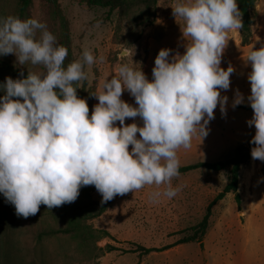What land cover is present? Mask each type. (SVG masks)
Returning a JSON list of instances; mask_svg holds the SVG:
<instances>
[{"label":"clouds","instance_id":"9594fccd","mask_svg":"<svg viewBox=\"0 0 264 264\" xmlns=\"http://www.w3.org/2000/svg\"><path fill=\"white\" fill-rule=\"evenodd\" d=\"M184 52L162 48L155 57L152 79L142 68L115 65L90 96L98 101L91 114L77 89L87 81V68L97 62L89 48L65 66L68 49L59 44L45 22L36 17H0V56L14 55L28 67L26 77L0 83V193L18 217L71 204L80 189L94 186L101 203L145 186L165 185L172 198L180 175L179 149L209 133L219 106L227 115L235 68L221 67L226 34L243 27L237 0H174L170 6ZM256 43L260 47L256 48ZM101 62L103 57H100ZM250 94L237 88L231 107L247 104L255 128L249 143L253 160L264 162V41L255 37L243 58ZM134 63V61H133ZM109 77H111L109 79ZM127 91L135 104L122 99ZM132 123H126V120Z\"/></svg>","mask_w":264,"mask_h":264},{"label":"rangeland","instance_id":"374dc122","mask_svg":"<svg viewBox=\"0 0 264 264\" xmlns=\"http://www.w3.org/2000/svg\"><path fill=\"white\" fill-rule=\"evenodd\" d=\"M173 2L159 3L154 23L148 27L139 24V11L119 21L116 11L108 15L106 9L88 8L71 0H33L27 15L22 17L18 12V0H0V17H36L45 22L58 43L68 49L65 66L80 59L84 48L91 49L97 62L86 69L88 80L82 82L77 91L85 86L86 92H94L97 83L114 73L118 62L141 67L142 70L148 67L145 74L151 80L154 60L160 49L184 52L178 24L182 22L178 20L177 23L172 15L170 6ZM255 9L257 18L252 26L250 46L242 47L238 29L231 30L222 56L221 64L225 62V65L221 67L226 69L231 63L235 68L230 77V90L221 91V95L229 98L227 115L222 117L217 107L215 119L208 125V135L202 141L194 137L190 148L178 150L180 166L231 159L236 149L246 146L255 133V128L246 123L253 112L231 107L235 88L240 87L243 58L251 49L255 37L264 41V0H257ZM259 47L260 44L256 43V48ZM100 57H103L102 62ZM10 66L20 74H28V68L40 70L31 65L28 68L18 65L14 55L0 56V83L5 77H12ZM0 95L3 93L0 92ZM94 99L92 96L87 98L90 114L92 107L98 103ZM122 99L135 104L127 91ZM132 122L126 120V123ZM257 163L261 161L253 160L250 154L249 162L241 167L239 182L245 179L243 169L254 168ZM228 171L229 168L220 172L197 169L179 175L172 180L173 188L178 189L177 195L172 198L163 195L153 197L154 192H163L165 185L145 186L134 193L118 195L112 199L108 209L93 220L86 219L89 209L85 205L89 201H100L102 197L97 191L85 190L87 186L80 189L75 202L52 209L41 205L39 212L27 219L18 217L15 207L0 193V264H214L207 257L204 246L197 242L148 255H140L134 250L137 246L162 248L191 235L192 228L204 216L207 205L226 185ZM241 183L244 184L243 181ZM71 209H74L73 215ZM241 211L242 208L238 210L236 207L233 196L227 194L212 207L209 226L202 241L215 227L234 226L235 231L243 216ZM70 215L77 226L73 232L40 236L43 231L68 226Z\"/></svg>","mask_w":264,"mask_h":264},{"label":"trees","instance_id":"16d2710c","mask_svg":"<svg viewBox=\"0 0 264 264\" xmlns=\"http://www.w3.org/2000/svg\"><path fill=\"white\" fill-rule=\"evenodd\" d=\"M33 0H18V12L19 15L25 16L32 4ZM73 2L84 4L88 8H99V9H106L108 11V15L117 12L118 20L121 21L124 18L128 17L131 13L135 11H139V24L143 27L151 26L154 23L155 16H156V8L157 5L161 2H169L172 0H71ZM256 2L257 0H237L238 8L241 13V22L243 27L238 29L240 34V45L247 46L251 43L252 39V26L256 21L257 13H256ZM12 71V78H22L21 74L15 69L13 66H10ZM27 74H23V77H26ZM77 91V94L80 98H91L90 93L86 92L84 89ZM88 101V100H87ZM88 103V102H87ZM89 105V103H88ZM91 107L89 106V109ZM236 108L252 111L249 105H240ZM251 140V139H250ZM249 140V141H250ZM246 144V146H240L236 149L235 156L231 159L225 161H219L215 163H205V162H198L196 164H191L187 166H180L179 172L180 175H184L190 173L197 169H206L214 172H220L227 168L228 171V178L227 183L222 189L221 192L217 193V195L212 199V201L207 205L206 211L204 216L202 217L201 221L192 228L193 233L185 238L177 240L172 245H167L162 248H145L143 246H137L134 252L139 253L140 255H148L155 252L165 251L174 246L185 244L189 242H202V237L206 234V231L209 226V219L212 213V207L219 201H221L226 194L232 193L234 194V202L240 210V196L237 193L238 185H239V177H240V170L241 167L247 164L250 160L251 148L253 145L250 143ZM245 149H249V152H245ZM85 190L89 191H97L94 186H87L84 188ZM112 200L101 203L100 201H89L86 203L85 207L89 209V212L86 216L87 220H93L100 217L109 207ZM73 215L74 209H71ZM68 216V226L61 229H51L48 231L41 232L40 236H47V235H56V234H68L73 232L77 229L75 224V219ZM113 250H115L113 248Z\"/></svg>","mask_w":264,"mask_h":264},{"label":"crops","instance_id":"0c3cea01","mask_svg":"<svg viewBox=\"0 0 264 264\" xmlns=\"http://www.w3.org/2000/svg\"><path fill=\"white\" fill-rule=\"evenodd\" d=\"M226 36L230 39L229 32ZM248 46L250 45L242 47ZM222 65H225V62ZM240 69L238 89L246 98L250 94L247 74L251 71V67L245 66L244 62ZM147 70L148 67H145L142 71L146 73ZM243 105L248 104L245 102ZM243 170L244 184L240 181L237 189L243 216L236 226L237 229L234 231V226H220L217 229L215 227L199 243L204 246L207 257L211 258L214 264H264V162L257 163L254 168L245 167ZM229 194L234 199V194Z\"/></svg>","mask_w":264,"mask_h":264},{"label":"water","instance_id":"95a60500","mask_svg":"<svg viewBox=\"0 0 264 264\" xmlns=\"http://www.w3.org/2000/svg\"><path fill=\"white\" fill-rule=\"evenodd\" d=\"M244 151H245V152H249V149H245Z\"/></svg>","mask_w":264,"mask_h":264}]
</instances>
